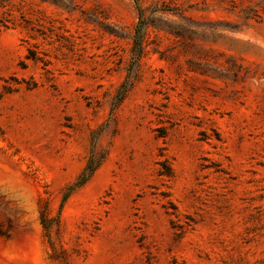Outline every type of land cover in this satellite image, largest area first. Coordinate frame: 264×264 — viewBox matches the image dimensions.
I'll return each instance as SVG.
<instances>
[{
    "label": "rangeland",
    "instance_id": "1",
    "mask_svg": "<svg viewBox=\"0 0 264 264\" xmlns=\"http://www.w3.org/2000/svg\"><path fill=\"white\" fill-rule=\"evenodd\" d=\"M0 264H264V0H0Z\"/></svg>",
    "mask_w": 264,
    "mask_h": 264
},
{
    "label": "trees",
    "instance_id": "2",
    "mask_svg": "<svg viewBox=\"0 0 264 264\" xmlns=\"http://www.w3.org/2000/svg\"><path fill=\"white\" fill-rule=\"evenodd\" d=\"M133 41H134L133 51H135L134 54L138 57L141 52V38L139 35V24L136 28ZM35 86H36L35 83H32V84L27 83L28 89L34 88ZM100 162H101V159H96L95 157H93V155H91L82 173L80 174V177L78 178L77 185H81L82 183H84L93 174V172L98 167Z\"/></svg>",
    "mask_w": 264,
    "mask_h": 264
}]
</instances>
